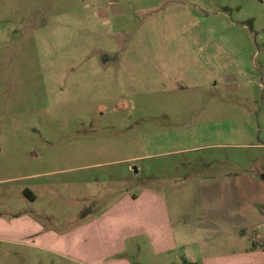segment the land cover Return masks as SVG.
<instances>
[{"label":"rangeland","instance_id":"1","mask_svg":"<svg viewBox=\"0 0 264 264\" xmlns=\"http://www.w3.org/2000/svg\"><path fill=\"white\" fill-rule=\"evenodd\" d=\"M250 172L264 0H0L1 218L25 185L68 231L121 194Z\"/></svg>","mask_w":264,"mask_h":264},{"label":"crops","instance_id":"2","mask_svg":"<svg viewBox=\"0 0 264 264\" xmlns=\"http://www.w3.org/2000/svg\"><path fill=\"white\" fill-rule=\"evenodd\" d=\"M263 181L250 172L183 179L161 192L144 188L121 194L88 224L68 231L43 219L50 212L36 206L39 195L25 185L24 200L13 201L6 220L0 217V263L176 264L180 253L183 263L264 264L257 243ZM129 252L142 255L133 260Z\"/></svg>","mask_w":264,"mask_h":264},{"label":"trees","instance_id":"3","mask_svg":"<svg viewBox=\"0 0 264 264\" xmlns=\"http://www.w3.org/2000/svg\"><path fill=\"white\" fill-rule=\"evenodd\" d=\"M185 264H195V263H192V262H185Z\"/></svg>","mask_w":264,"mask_h":264}]
</instances>
